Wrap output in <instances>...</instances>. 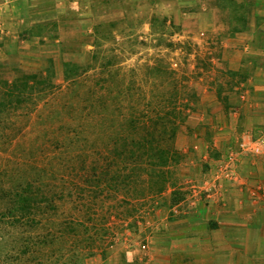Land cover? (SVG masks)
<instances>
[{
    "label": "rangeland",
    "instance_id": "374dc122",
    "mask_svg": "<svg viewBox=\"0 0 264 264\" xmlns=\"http://www.w3.org/2000/svg\"><path fill=\"white\" fill-rule=\"evenodd\" d=\"M178 2L147 0L136 13L105 18L63 14L24 31L47 36L39 40L0 31V264L160 263L158 248L182 245L188 217H197L195 231L212 235L229 223L216 213L228 208L232 188L238 185V199L249 195L240 179L222 174L237 150L226 93L231 70L227 61L199 58L228 36L223 27L239 21L241 10L230 0ZM202 71L221 85L224 105L209 110L208 122L193 119L203 110L197 83L208 84ZM179 96L186 119L167 184L153 177L150 196L140 198V185L128 196L96 188L97 178L84 181L82 147L104 143L129 119ZM28 182L44 197L31 208L20 203V195H30ZM239 205V211L255 208Z\"/></svg>",
    "mask_w": 264,
    "mask_h": 264
},
{
    "label": "crops",
    "instance_id": "0c3cea01",
    "mask_svg": "<svg viewBox=\"0 0 264 264\" xmlns=\"http://www.w3.org/2000/svg\"><path fill=\"white\" fill-rule=\"evenodd\" d=\"M144 1L147 0H4L0 4V31L15 39L28 35L39 40L47 36L30 35L28 32L25 34L24 31L33 30V24L59 20L60 15L68 13L98 14L103 18L111 12L117 15L136 13ZM177 1L182 4L183 0ZM230 2L241 10L237 13L239 21L235 22L233 18L228 21L227 26L223 27L229 31L228 36L222 41H212L213 48H205V53L199 55V58L207 57L215 64L227 61L231 70L229 89L221 93L228 94L230 127L235 130L236 149L238 144L246 146L243 151H238L240 166L235 179H240L241 190L250 193L245 200L238 199V185L232 188L233 195L229 196L228 208L217 210L216 213L217 220L219 217H230L229 223L220 225L212 235L195 231L199 226L194 222L197 217H188L189 226L183 229L186 233L180 236L183 239L182 245L158 248L164 254L162 262L142 263L131 258L127 264H264V194L257 190L264 191V0ZM150 7L148 12L152 14ZM164 7L165 11L172 12L169 6ZM232 11L233 7L230 15ZM242 12L243 21L240 19ZM213 26V29H220L222 25L215 27L214 23ZM202 34L205 32L202 31ZM216 50L223 53L215 54ZM199 78L206 79L208 84L197 83V95L203 110L202 114L195 115L193 119L208 122L209 110L213 112L224 106L219 97L221 85L215 81L214 75L204 71ZM237 126L243 127V132H238ZM244 201L255 205L252 213L239 211V203ZM205 241L208 242L206 246L201 244ZM177 255H180V259H177Z\"/></svg>",
    "mask_w": 264,
    "mask_h": 264
},
{
    "label": "trees",
    "instance_id": "16d2710c",
    "mask_svg": "<svg viewBox=\"0 0 264 264\" xmlns=\"http://www.w3.org/2000/svg\"><path fill=\"white\" fill-rule=\"evenodd\" d=\"M181 100L179 96L175 102L152 106L144 110L138 120L129 119L119 130L107 133L104 143L99 145L92 141L91 147H82L84 152L87 151L86 158L81 161L84 181L94 182L97 178L96 188L103 184L117 195L124 191L128 196L130 189L140 185V198L150 196L153 177L160 184H167L170 166L179 154L175 146L176 135L186 119L183 108L178 105ZM33 186L28 182L26 189L30 190V195H20V203L23 202L25 208L40 202L39 196L44 198L32 191ZM103 191L104 187L100 189Z\"/></svg>",
    "mask_w": 264,
    "mask_h": 264
},
{
    "label": "built area",
    "instance_id": "2783aa9c",
    "mask_svg": "<svg viewBox=\"0 0 264 264\" xmlns=\"http://www.w3.org/2000/svg\"><path fill=\"white\" fill-rule=\"evenodd\" d=\"M243 149L246 148L243 144H241ZM258 150V147L255 148ZM254 150V149H253ZM239 162V154L237 150H232L228 154V159L226 161V166L222 169V174L225 179H234L237 172V165Z\"/></svg>",
    "mask_w": 264,
    "mask_h": 264
}]
</instances>
